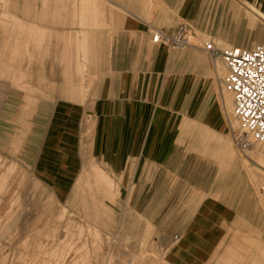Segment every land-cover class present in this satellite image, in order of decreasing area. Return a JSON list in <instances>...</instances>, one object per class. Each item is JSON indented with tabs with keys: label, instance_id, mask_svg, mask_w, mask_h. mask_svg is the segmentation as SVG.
Wrapping results in <instances>:
<instances>
[{
	"label": "crops",
	"instance_id": "0c3cea01",
	"mask_svg": "<svg viewBox=\"0 0 264 264\" xmlns=\"http://www.w3.org/2000/svg\"><path fill=\"white\" fill-rule=\"evenodd\" d=\"M132 5L123 8L93 97L51 100L12 88L0 98V149L31 175L30 194L44 190L75 206L89 199L107 214V228L155 247L156 264H236L235 248L252 230L247 224L243 233L226 188L227 68L203 48L176 50L152 34L187 23L200 45L251 49L264 42L250 17L264 16V0Z\"/></svg>",
	"mask_w": 264,
	"mask_h": 264
},
{
	"label": "rangeland",
	"instance_id": "374dc122",
	"mask_svg": "<svg viewBox=\"0 0 264 264\" xmlns=\"http://www.w3.org/2000/svg\"><path fill=\"white\" fill-rule=\"evenodd\" d=\"M137 1L0 0V98L12 88L51 100L78 94L93 97L107 49L125 13L123 8L133 7ZM250 17L264 29V16L259 11ZM232 101L230 95L233 112ZM225 117L229 141L226 188L240 207L243 233L249 235L247 224L252 230L251 240L242 234L232 261L264 264V173L248 160L253 154L264 157V152L242 155L233 143L232 127L237 126L233 115L227 111ZM0 173L8 179L0 189V264L31 262L39 244L47 248L50 264H156L155 247L138 244L137 237L130 240L107 228V214L97 213L89 199L86 205L75 206L74 198L68 205L60 204L44 190L30 194L31 175L2 149ZM20 202L25 204L23 211L11 223L21 210ZM9 224L10 231L5 233Z\"/></svg>",
	"mask_w": 264,
	"mask_h": 264
},
{
	"label": "built area",
	"instance_id": "2783aa9c",
	"mask_svg": "<svg viewBox=\"0 0 264 264\" xmlns=\"http://www.w3.org/2000/svg\"><path fill=\"white\" fill-rule=\"evenodd\" d=\"M193 39L195 33L187 23H182L173 34H152L154 43H164L176 50L203 48L212 58L223 60L228 73L222 89L233 97L232 115L237 124L232 127L233 143L245 156L255 150L264 152V43L251 49H219L213 41L200 45Z\"/></svg>",
	"mask_w": 264,
	"mask_h": 264
},
{
	"label": "bare ground",
	"instance_id": "6f19581e",
	"mask_svg": "<svg viewBox=\"0 0 264 264\" xmlns=\"http://www.w3.org/2000/svg\"><path fill=\"white\" fill-rule=\"evenodd\" d=\"M195 40H197V41H199V39H195ZM231 48V47H230ZM251 154H253V153H251ZM249 156V155H248ZM247 156V157H248ZM253 156H254V154H253ZM253 156H251V157H249L248 158V160L250 161V162H252V163H254V165H256L259 169H261L262 171H263V173H264V157H253ZM3 174V173H2ZM7 175V174H6ZM7 177H5L4 176V174L3 175H1V173H0V189H2L4 186H5V184H6V182H7ZM16 204V203H15ZM42 214H44L43 212H42ZM7 215V214H6ZM44 216V215H43ZM43 219V218H42ZM45 219V218H44ZM43 219V220H44ZM24 229V228H23ZM3 231V230H2ZM43 235V234H42ZM33 236V235H32ZM37 236H39V235H37ZM23 237V236H22ZM30 237H31V235H30ZM41 237V236H40ZM30 239V238H29ZM11 241V240H10ZM29 241V240H28ZM16 242V241H15ZM25 242H27V241H25ZM24 242V243H25ZM30 243V242H29ZM44 243V242H43ZM28 244V243H27ZM37 244H38V242H37ZM47 244V243H46ZM45 244V245H46ZM16 245V244H15ZM34 245V244H33ZM32 245V246H33ZM43 245V244H42ZM42 245H40L39 244V246H37L35 249H36V253L34 254V256H33V259L31 260V262H29V263H25V264H50L49 262H47V257L49 256V252H48V250H47V248L46 249H44V247L45 246H42ZM25 245H23V247H24ZM31 246V245H30ZM35 246H36V244H35ZM22 247V246H21ZM27 250L30 248L28 245H26V247H25ZM34 248V247H33ZM33 248H32V251H33ZM8 249V248H7ZM16 250V249H15ZM22 250V249H21ZM1 251V250H0ZM7 251V250H6ZM26 251V250H25ZM35 251V250H34ZM12 252V251H11ZM17 252V251H16ZM22 252V251H21ZM20 252V253H21ZM24 252V251H23ZM27 252V251H26ZM14 254H16V253H14ZM18 254V253H17ZM27 254V253H26ZM19 256H21V255H19ZM26 256V255H25ZM25 256H23V257H25ZM54 257H56L57 255L56 254H54L53 255ZM7 258V257H6ZM15 258V257H14ZM13 258V259H14ZM20 259H21V257H19ZM29 258V257H28ZM27 258V259H28ZM16 259V258H15ZM25 259V258H24ZM17 260H19V259H17ZM23 260V259H22ZM14 261V260H13ZM10 262V261H9ZM12 262V261H11ZM19 262V261H18ZM21 262V261H20ZM17 263V261L15 262V264ZM18 264V263H17ZM20 264V263H19ZM23 264V263H22ZM55 264H57V262L55 263Z\"/></svg>",
	"mask_w": 264,
	"mask_h": 264
}]
</instances>
